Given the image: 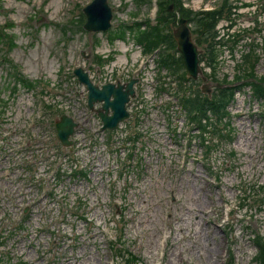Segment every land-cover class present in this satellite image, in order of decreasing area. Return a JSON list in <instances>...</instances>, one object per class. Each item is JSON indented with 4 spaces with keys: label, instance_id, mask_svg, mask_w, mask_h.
Here are the masks:
<instances>
[{
    "label": "rangeland",
    "instance_id": "obj_1",
    "mask_svg": "<svg viewBox=\"0 0 264 264\" xmlns=\"http://www.w3.org/2000/svg\"><path fill=\"white\" fill-rule=\"evenodd\" d=\"M92 1L0 0V25H15L17 43L13 51L8 52L9 46L3 45L5 49L0 52L2 262L121 264L111 250V242L123 237L126 248L141 260L139 264H261L256 239L259 235L264 238V111L262 103L252 108L256 99L251 87L243 90L230 111L240 127L244 124L259 132L257 151L239 149L237 142L228 140L212 142L214 149L209 156L207 148L201 146L200 158L195 161L198 169L193 172L186 170L191 163L189 152L180 153L167 162L164 191L158 193L156 201L154 193L147 198L120 195L115 202H101L92 175L95 168L58 142L54 125L62 110L47 109L48 101L72 112L75 119L80 117L82 126L94 112L86 108L89 102L86 95L79 94L73 71L82 67L97 84L109 75L113 80L131 76L141 57L139 48L132 44L133 35L127 37V43H112L106 34L134 19L153 20L156 16L153 0H109L113 20L108 32L77 31V25L71 22H77ZM192 1L184 0L186 7L195 11ZM202 1V8L208 5L212 9L224 7L229 0ZM232 2L244 3L247 8L238 11L235 18L242 41L232 52L231 45L220 49L218 77L227 74L233 78L238 72L244 79L248 66L234 69L231 64L241 66L246 52H255L254 75L264 78V0ZM66 25H70L67 31ZM228 25L223 22L219 29L224 31ZM245 28L248 33L243 32ZM97 52L111 53L115 62L111 67L98 68L94 63ZM8 53L23 75L35 82L33 91L22 87L14 92L10 67L2 64ZM122 57L124 62L120 61ZM130 62V68L121 70L117 77L113 74L117 67ZM248 111H254L252 117ZM131 131L124 125L113 144L128 145ZM79 133L82 136L84 132ZM239 145L245 147L242 142ZM84 146H79L82 156ZM220 148L225 149L224 157L216 156ZM240 150L245 151L243 164L247 167L236 172ZM115 155L113 152L112 157ZM24 208L30 213L27 219L22 215Z\"/></svg>",
    "mask_w": 264,
    "mask_h": 264
},
{
    "label": "water",
    "instance_id": "obj_2",
    "mask_svg": "<svg viewBox=\"0 0 264 264\" xmlns=\"http://www.w3.org/2000/svg\"><path fill=\"white\" fill-rule=\"evenodd\" d=\"M87 22L85 24V29L90 33H105L107 32L112 24L113 11L109 5L108 0H95L91 5H89L84 10ZM177 32L185 36L187 41L192 45V50L195 52L194 61L193 57L190 56L188 50L185 49V58L186 67L188 73L194 79L198 78V73H201L199 68L198 54L199 50L194 47L192 42V32L188 26V20L181 18L179 21V28ZM181 51L184 54L183 48ZM184 54V57H185ZM75 75L78 77V80L81 83H84L89 90V105L93 108L94 103L104 102L102 109L98 112L99 116L105 123V127H115L119 121L125 120L129 117V114L126 111V103L129 101V96H134L133 84L135 81H132L127 85L126 89L121 84H107L104 85L101 89L92 84L88 78V74L82 69L79 68L75 71ZM210 91V89L208 90ZM113 98V100H112ZM109 110L113 111V116L109 117ZM75 124L72 119L67 116H62L61 119L56 123V129L58 132L59 139L65 146H70V136L74 132Z\"/></svg>",
    "mask_w": 264,
    "mask_h": 264
},
{
    "label": "trees",
    "instance_id": "obj_3",
    "mask_svg": "<svg viewBox=\"0 0 264 264\" xmlns=\"http://www.w3.org/2000/svg\"><path fill=\"white\" fill-rule=\"evenodd\" d=\"M226 0H224L225 2ZM171 3L175 5V12L169 13L167 8L168 4L165 1L159 0L158 3V16H157V25L154 27L149 26V30L145 32H140V28L142 24H137L138 30L134 29L133 31H137L139 33L138 40L142 43H147V51H151L154 47H157L160 43L165 42L171 44L174 42L173 37L167 32L170 31L171 24L175 22L176 12L180 13L181 17L186 18L190 23H193L195 26L194 34L196 36V40L199 43H207L213 39L214 36V28L216 22L223 17L230 18L231 16V5H229V1L227 5L224 7L218 8L212 12H193L191 10L185 9L182 6L181 0H170ZM160 9V10H159ZM229 9V10H228ZM166 12V13H165ZM165 13V14H164ZM122 30H117L116 36H120ZM115 33L111 32L110 38L113 40L115 38ZM124 35V33H122ZM0 43L2 45H8L9 49H13L15 47V40L12 36L6 33L5 28H0ZM175 43V42H174ZM257 62V57H256ZM248 77H251L252 74H247ZM16 77L19 81L23 82L24 85L28 88H32L33 85L30 83H26L22 76L17 73ZM260 83V84H259ZM264 78L261 80H255V90L256 93L259 94L264 90ZM221 100H218L217 96L210 101L208 98H205L202 108H198L199 112L204 113L208 109L213 110L215 113H221L224 108H205L206 106H225L227 103V95L229 92L221 91ZM264 97V94H262ZM3 100L0 98V103ZM264 245V241L262 238H259L258 246ZM259 259L264 264V253L261 254Z\"/></svg>",
    "mask_w": 264,
    "mask_h": 264
},
{
    "label": "bare ground",
    "instance_id": "obj_4",
    "mask_svg": "<svg viewBox=\"0 0 264 264\" xmlns=\"http://www.w3.org/2000/svg\"><path fill=\"white\" fill-rule=\"evenodd\" d=\"M229 10V9H228ZM189 183V182H188ZM199 233V232H198Z\"/></svg>",
    "mask_w": 264,
    "mask_h": 264
}]
</instances>
